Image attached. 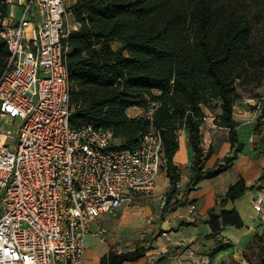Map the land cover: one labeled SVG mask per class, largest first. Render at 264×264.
<instances>
[{
    "label": "trees",
    "instance_id": "16d2710c",
    "mask_svg": "<svg viewBox=\"0 0 264 264\" xmlns=\"http://www.w3.org/2000/svg\"><path fill=\"white\" fill-rule=\"evenodd\" d=\"M8 11L0 1V12L7 16ZM68 11L79 24L67 39L70 126L110 131L111 149L127 150L137 148L141 134L158 131L170 192L179 182L172 159L184 131L193 154L192 178L180 200L170 204L168 198L163 213L176 209L191 189L218 176L242 151L238 123L232 118L237 83H259L264 71V47L253 39L251 20L229 9L223 0H75ZM112 42L120 46L113 49ZM8 60L9 52L2 44L0 74ZM130 108L147 115L130 117ZM202 108L220 110L216 125L229 131L233 151L223 165L212 169H205L212 150L204 153L201 148ZM262 125L258 122L256 133ZM257 182H264V170ZM246 191L240 179L218 202L220 210L208 212L212 237L228 226L243 227L236 211L221 207ZM145 246L142 241L133 252L110 251L99 264L137 261L144 256ZM228 247L218 245L216 251ZM242 258L244 263L230 257L221 264H264V225L253 234Z\"/></svg>",
    "mask_w": 264,
    "mask_h": 264
},
{
    "label": "built area",
    "instance_id": "2783aa9c",
    "mask_svg": "<svg viewBox=\"0 0 264 264\" xmlns=\"http://www.w3.org/2000/svg\"><path fill=\"white\" fill-rule=\"evenodd\" d=\"M0 1L9 7L0 12V45L9 52L0 74V264H84L90 223L156 190L166 165L161 137L149 130L137 148L111 149L110 131L71 127L75 0ZM13 8L21 9L16 22ZM250 107L251 121L264 125V95ZM253 201L264 206V187ZM166 203L162 195L161 210Z\"/></svg>",
    "mask_w": 264,
    "mask_h": 264
},
{
    "label": "crops",
    "instance_id": "0c3cea01",
    "mask_svg": "<svg viewBox=\"0 0 264 264\" xmlns=\"http://www.w3.org/2000/svg\"><path fill=\"white\" fill-rule=\"evenodd\" d=\"M259 90L260 95H264L263 82ZM246 100L238 101L232 113L233 120L238 123V140L243 144L237 158L218 176L199 182L186 194L184 204L163 213L159 208V198L167 195L170 204L180 200L192 178L193 154L187 134L182 131L172 159L179 170L176 189L170 192L169 179L163 171L157 179L156 190L149 195H131L130 201L118 210V218L103 215L92 221L89 233L84 237V264H99L110 251L133 252L136 244L142 241L146 243L144 256L123 264H203L206 257L210 259V264H221L230 257L244 263L243 250L249 245L253 234L264 225V206H258L253 201L264 187V182H257L264 170V125L258 133L255 132L258 123L251 121V114L243 104ZM250 100L253 102L256 99ZM202 110L205 117L200 126L201 148L204 153L212 150L205 163V169H212L223 165L224 158L231 156L233 151L228 141L229 131L216 125L220 110ZM127 111H132V117H136L141 110L130 108ZM240 179L246 185V193L226 203L221 210L236 211L243 227L236 229L228 226L212 237L207 222L208 212L220 210L218 202L224 199L228 188ZM191 205H194V210H190ZM148 219H151L149 224ZM101 228L106 230V234H97ZM218 245L229 247L216 251Z\"/></svg>",
    "mask_w": 264,
    "mask_h": 264
},
{
    "label": "rangeland",
    "instance_id": "374dc122",
    "mask_svg": "<svg viewBox=\"0 0 264 264\" xmlns=\"http://www.w3.org/2000/svg\"><path fill=\"white\" fill-rule=\"evenodd\" d=\"M223 1L229 9L237 13H244L251 20L253 25V39L257 44H261L264 47V0H223ZM68 2L69 0H66L67 6L69 5ZM10 11L16 15V19H15L16 22L20 18L21 9L13 8ZM111 46L113 49H117L120 46V44L116 42H112ZM261 74L260 75L262 77V80L259 81V83L254 82L251 85H240L239 83H237L236 89L238 93V99L236 100L235 104L238 101L242 102L245 99H247L243 104L248 108L249 111H252V107H250V105L253 104V102L250 100V98L258 99L261 96L259 87H261L262 82L264 83V71H262ZM127 115L132 117L134 113L132 111L131 112L127 111ZM144 115L147 114L143 110H141L140 113H138V116H144ZM2 130L12 131L13 128L11 125H2ZM164 196H166V201H167L168 196L167 195ZM129 205L131 204L129 203ZM161 211H164V209ZM118 212L119 211H117L114 215H110V216H114L115 218H118L119 216Z\"/></svg>",
    "mask_w": 264,
    "mask_h": 264
}]
</instances>
